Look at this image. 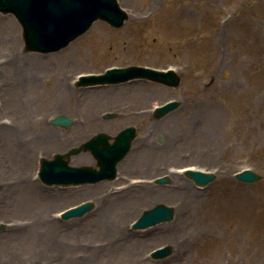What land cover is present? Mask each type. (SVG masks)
<instances>
[{
    "label": "rangeland",
    "instance_id": "1",
    "mask_svg": "<svg viewBox=\"0 0 264 264\" xmlns=\"http://www.w3.org/2000/svg\"><path fill=\"white\" fill-rule=\"evenodd\" d=\"M202 1L194 3L199 6ZM117 2L128 14L123 26L113 28L97 20L65 48L46 54L25 52L20 24L12 14L0 13L14 31L13 40H0V264H218L203 253L213 245L223 249L219 264H264V88L246 92L259 74L236 69L238 58L250 54L244 44L264 42V21L254 36L244 42L239 37L264 0H207L208 12L196 24L181 19L186 11L197 14L188 0H157L146 13L144 6L150 0ZM218 28L215 61L208 47ZM31 55L44 57V63L38 69L27 65L19 73ZM49 55L54 58L48 59ZM130 65L173 68L180 82L169 87L140 78L74 85L78 74ZM240 96L246 102H228ZM172 99L180 106L156 119L153 107ZM106 113L116 117L104 119ZM57 115L72 123L52 126L50 120ZM130 126L136 136L118 163L114 180L46 186L37 178L40 158L51 159L98 132L114 137ZM41 129L73 142L45 148L34 144L20 178V154L13 136L19 130L35 136L42 134ZM78 129L84 131L81 142L74 139ZM77 155H86L95 166L90 152L70 156V165H82L71 162ZM181 167L210 172L215 178L198 187L178 171ZM243 169L262 179L236 180L234 174ZM161 176L168 183L154 182ZM137 181L143 187H135ZM124 187L139 188L127 196L129 206L105 208ZM38 193L43 198L38 199ZM84 201L94 208L83 216L67 220L57 216ZM156 204L173 207V219L131 229L132 222ZM37 209L42 215L38 222L33 218ZM107 211L115 218L113 224L99 226L98 216ZM121 225L124 232H115ZM194 227L199 241L183 243ZM162 246H170V254L152 259V250Z\"/></svg>",
    "mask_w": 264,
    "mask_h": 264
},
{
    "label": "water",
    "instance_id": "2",
    "mask_svg": "<svg viewBox=\"0 0 264 264\" xmlns=\"http://www.w3.org/2000/svg\"><path fill=\"white\" fill-rule=\"evenodd\" d=\"M0 12L13 14L22 29L24 50L26 52L49 53L65 48L71 41L85 33L96 20H101L113 28H120L128 19L127 13L116 0H0ZM142 78L169 87H177L180 78L173 70L159 71L141 66L111 68L100 75L82 76L76 86L94 84H117L128 80ZM179 101L170 100L156 106L153 115L161 118L175 110ZM115 113L104 114V119L115 117ZM72 120L63 115H57L50 120L52 126L67 127ZM136 136L134 127H126L111 139L106 133L99 132L79 147L69 149L62 154H54L47 160L39 159L37 176L46 186H70L86 183H96L102 180H113L116 177V165L130 149ZM81 151H90L96 159L98 169L93 166H71V155ZM185 175L197 186L204 187L215 178L213 173L185 170ZM236 180L243 183H254L262 177L244 169L234 174ZM166 177L156 179V183L165 184ZM94 207L91 202L67 209L61 214L62 219L81 217ZM174 208L164 204H156L145 210L132 223V229H144L161 222L173 219ZM171 252L170 246L154 250L151 257L161 259Z\"/></svg>",
    "mask_w": 264,
    "mask_h": 264
},
{
    "label": "bare ground",
    "instance_id": "3",
    "mask_svg": "<svg viewBox=\"0 0 264 264\" xmlns=\"http://www.w3.org/2000/svg\"><path fill=\"white\" fill-rule=\"evenodd\" d=\"M198 0H188L189 2V6L191 9H193L194 11L197 12L196 15H190L189 11H186L185 15H183V17L181 18L182 20H190L193 24H196L197 22H200V18L202 15H206V13L208 12V5H207V0H203L201 5H197ZM157 0H150V3H147L144 6V11L146 13V11L150 10L151 8L154 9L155 5H156ZM188 8V7H187ZM184 8L181 7L180 10H183ZM186 9V8H185ZM188 12V13H187ZM141 13V12H140ZM2 19V18H0ZM247 19V18H246ZM264 21V6L262 7L261 10H259L257 13H255V16L252 18V21L250 19H247V28L246 31L239 34L240 39L244 42V39L248 36H254L257 32V28L259 27L260 24H262ZM3 26V31L0 32V40L8 42L13 40L12 36H14V31L8 26V24L4 23L3 19H2V24ZM195 26V25H194ZM254 26V28H253ZM220 35H221V31L219 30V28L213 33L212 37L210 38V42L209 45L210 47H208V49H210V53L211 56H215V61H217L216 57H217V51H218V41L220 39ZM233 35V32H232ZM238 35V33H237ZM238 37V38H239ZM262 37V36H261ZM263 38V37H262ZM248 46L246 44L244 50H249L250 54L246 57H239L236 63V69L237 72H246L247 75L249 73V75L255 74L257 72V74H259L257 80L253 83V85H250V89L246 92L251 91L252 89H256V88H260L263 87L264 88V42L262 41H257L256 43H253L252 45L247 43ZM257 51H261V54H257ZM31 59H29L30 62L27 63H22L20 65L21 68H19V73L20 71L22 72L24 68L28 66H31L32 69H38L40 67L41 64H43L44 62H42V59L44 57L42 56H38V55H31L30 56ZM53 57H51L50 55L48 56V59H53ZM25 62V61H24ZM256 67L258 68L256 70ZM28 77H25L24 81L27 80ZM30 81L32 82L33 86L36 85V78H34V76H31ZM20 82H23V76L20 77ZM250 93V92H249ZM240 99L241 102H246V99L243 96H240V98L238 97L236 100L233 99H229L228 102H238V100ZM91 119V118H90ZM77 123L79 124L80 122L77 121ZM79 127V126H78ZM18 131V130H17ZM47 132V133H46ZM84 132V131H83ZM83 132H78L76 134V136H74V139L76 137V142H81L83 140V136L84 134H81ZM17 134H15L14 137V144H15V150L17 151V153L20 154V158H19V168H20V174L19 177H23L24 171L25 169H27V165L29 164V160L31 158L32 152H33V145L36 143H41L42 147L45 148L46 146H51L50 143H53V145H70L72 144L73 141H69L66 143V139L63 138V140H61L58 137H55L50 131L48 130H43L41 129V133L42 134H38V135H32L30 133L28 134H22L21 130H19L18 132H16ZM5 138V137H4ZM65 140V141H64ZM72 163H80L82 165H92L93 164V160H91L90 158L86 157V155H77L76 157H72L71 159ZM183 168V167H181ZM183 171V170H182ZM184 173V172H181ZM141 181H137L136 182V186L135 187H143L142 184H140ZM133 185V184H131ZM141 185V186H138ZM145 188L146 185H144ZM134 189H128L125 190V187L120 190V194H116L114 195V198L110 199L111 203L110 205L105 206V208L108 207H112V208H117V209H121L123 210L124 208L128 207L129 204L127 203L128 195H134L132 194L134 192H138L139 188H135ZM123 193V194H122ZM45 194V193H43ZM43 198V195H41L40 193L37 194V198L41 199ZM33 218H35V221L38 222L40 221L42 215L39 212V209H37L35 212H33ZM113 215H111L108 211L107 212H101L100 215L97 218V223L100 226H103L104 223H111L113 224V220H115V218H111ZM49 220V219H48ZM53 222H56V220H53ZM196 226V223H195ZM119 229L115 230V232H124V228L123 226H117ZM116 227V228H117ZM122 227V228H121ZM160 229L162 230H167L165 226H161ZM38 234V233H37ZM190 234V235H189ZM188 234V236L186 237L187 239H185L183 241V243H190L191 241H199V239L201 238L198 234H197V230L194 227L193 231H190V233ZM39 235V234H38ZM36 239V238H35ZM179 241H181V238H178ZM230 244V243H229ZM208 249V248H207ZM221 246H215L213 245L212 247H210L207 251V253H204V256L207 257H211L212 261L214 263H220V261H222L221 258ZM223 250V249H222ZM200 260V259H198ZM203 260H205L203 258Z\"/></svg>",
    "mask_w": 264,
    "mask_h": 264
},
{
    "label": "flooded vegetation",
    "instance_id": "4",
    "mask_svg": "<svg viewBox=\"0 0 264 264\" xmlns=\"http://www.w3.org/2000/svg\"><path fill=\"white\" fill-rule=\"evenodd\" d=\"M11 102H14V101H13V96L11 97Z\"/></svg>",
    "mask_w": 264,
    "mask_h": 264
}]
</instances>
